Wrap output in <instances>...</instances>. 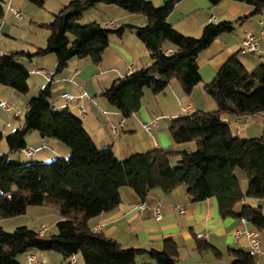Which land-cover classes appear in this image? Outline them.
I'll return each instance as SVG.
<instances>
[{"label":"trees","instance_id":"trees-1","mask_svg":"<svg viewBox=\"0 0 264 264\" xmlns=\"http://www.w3.org/2000/svg\"><path fill=\"white\" fill-rule=\"evenodd\" d=\"M44 7L45 0H29ZM218 4L222 0H210ZM264 10V0H234ZM116 5L146 18L143 25L122 24L109 28L98 22L80 24L84 11L98 4ZM175 0L156 6L149 0H72L55 14L45 47L0 54V84L19 93H28L30 71L20 61L55 53L57 65L52 76L67 67L73 58L91 57L100 63L111 34L126 29L137 33L148 48L152 64L131 71L113 81L102 94L123 116L130 117L142 106L145 88L163 92L173 79L190 94L202 83L198 56L220 36L232 32L237 21L210 22L198 37L176 29L168 16ZM0 0V17L4 16ZM172 45L167 53L165 43ZM242 52V51H241ZM235 52L220 68L215 79L204 84L216 105L211 111L195 110L172 118L170 133L176 144H195L194 149L157 148L119 159L111 146L99 147L88 133L82 118L70 110H55L51 85L30 98L25 119L7 136L10 153L26 150V136L32 131L43 138L60 141L70 148L67 157L45 162H13L9 153L0 156V220L25 214L30 205H51L59 214L56 231L40 234L28 226L7 231L0 223V264H20L17 257L32 249L62 254V264H73L81 254L85 264H179V245L166 239L163 249L125 247L118 240L93 230L90 220L115 209L122 187L133 189L142 200L154 188L172 192L185 187L193 201L215 198L222 218L237 216L264 229V207L235 206L246 197L264 200V136L244 138L232 131L225 115L248 116L264 111V62L249 71ZM2 132L0 131V141ZM248 189L242 188L241 179ZM205 251L214 248L199 242ZM214 250H216L214 248ZM234 264H256V256L233 249ZM219 254L218 251H216Z\"/></svg>","mask_w":264,"mask_h":264},{"label":"crops","instance_id":"crops-1","mask_svg":"<svg viewBox=\"0 0 264 264\" xmlns=\"http://www.w3.org/2000/svg\"><path fill=\"white\" fill-rule=\"evenodd\" d=\"M71 1L49 0V7H51L49 10L53 17L49 18V22H42V20H35L36 16L33 12L37 14V11L30 5L29 0H2L5 13L0 17V54L13 51L14 46L11 44L12 40L16 39L17 31L23 30L22 37L25 36V29L21 28V30L12 24L13 20L27 24L28 21L22 10L34 17H30L31 27H43L53 22L55 14ZM149 1L156 6H162L167 0ZM13 9L21 11L23 17L18 18ZM263 17L264 10L257 13L253 6L234 0H222L218 4H213L210 0H175L168 21L186 35L200 36L205 25L210 22L242 20L235 24L236 28L232 32L223 34L211 46L200 52L198 63L202 83L197 84L189 95L184 92L176 79H173L167 88L158 94L145 88L140 110L130 117L123 116L102 93L115 79L152 64L150 52L139 37L136 28L126 29L120 36L111 34L109 45L100 63H95L91 57L73 58L56 76H52L57 65L55 53L37 55L31 60H21L20 62L30 71V77L32 74L38 75L33 81L36 90L31 91L32 83L29 82L28 93H19L13 89L12 94L17 102L25 106L27 112L30 98L37 95L43 87L51 85L54 109L58 111L68 109L82 118L86 130L96 144L99 147L111 146L119 159L157 148L191 150L194 149L193 143H175L169 129L172 118L195 110L216 109L215 103L204 90V84L215 79L220 68L235 52L240 51L239 58L249 71H253L264 62V37H262L260 25ZM79 22L84 24L98 22L105 26H108L107 22H111L108 27L117 28L126 23L143 25L146 18L129 13L116 5L101 3L84 11ZM247 32H253L259 38L261 52L252 53L242 50V40ZM49 34L50 30H46L44 33L46 37L40 44L36 40L30 42L28 45L32 48L28 50L35 51L37 47H45ZM4 36L8 37L4 38ZM23 39L25 38H21ZM165 48L169 53L172 45L166 42ZM41 68L47 71L46 74L36 72ZM8 88L10 87L0 84V95ZM66 92L74 95L72 101L64 100L62 95ZM0 101L6 102L9 106V108L0 106L1 110L9 113L6 119L0 114V131L2 132L0 156L9 153L10 157L17 154L15 159L22 162L50 161L70 154V148L67 145L57 140L43 138L38 131H32L26 136V150H22L25 157L22 158L23 154L18 153L19 151L10 153L7 136L22 126L23 122L17 113L16 117L19 121H12L10 116L14 108L4 99ZM225 118L230 122L233 133L240 137L264 136V111L241 117L227 114ZM152 121L156 124L149 133L144 128V124ZM27 150L34 152L30 155ZM242 188L247 192V187L244 189L243 184ZM120 197L121 201L115 209L93 217L90 224L94 231L103 232L125 247L163 249L166 239H174L179 245V264H234L236 255L232 250L241 249L249 252L251 239L248 231L257 229L261 239L260 248L264 250V229L244 222L243 218L237 216L222 218L217 201L213 197L203 201H193L186 188L182 186L172 192L154 188L145 200H142L133 189L122 187ZM142 204H145L144 210L140 209ZM245 204L264 207V200L246 197L235 206L236 212H241ZM179 205L183 206V210ZM30 206L26 214L30 210H35L38 221L47 219L52 221L51 224H56L59 219L57 209L51 205H38L40 207L36 209H31ZM158 208L161 211L160 218H157L154 213ZM23 216L25 215L2 219L0 223L5 229L9 228L3 222L8 223L13 229L27 226L28 219H24ZM32 229L43 234L50 230V226L40 221V224ZM199 242L210 243L216 250L209 248L202 251L198 248ZM29 255H34L35 259H30ZM255 256L256 264H264V253ZM17 260L20 264H62L63 256L54 250L32 249L19 255ZM76 260L78 263V259ZM148 261L150 258L144 254L138 257L136 264Z\"/></svg>","mask_w":264,"mask_h":264},{"label":"rangeland","instance_id":"rangeland-1","mask_svg":"<svg viewBox=\"0 0 264 264\" xmlns=\"http://www.w3.org/2000/svg\"><path fill=\"white\" fill-rule=\"evenodd\" d=\"M54 1H56V0H54ZM30 5L32 7H34V9L37 11V14H36V12H33V14L36 16L35 20H42V22H49L48 21L49 18L53 17L52 12L50 11L51 7H49V0H45V6L44 7H40V6H37V5L32 4V3H30ZM22 12H23V15L26 17L25 18L26 21H28L27 24H21L18 20H13L12 24H14L16 27H19L20 29L21 28L25 29V33H24L25 36L22 37V33H23L22 29H21L22 31H17V33H16L17 35H15L16 39L12 40V44H11L12 46H14L13 49H12L13 51L14 50H25V48H26V50H28V48L31 49L32 47H30L28 44L30 42H32L33 40H36L39 44L42 43L44 41L45 37H46V36H44V33L46 32V30L49 31L48 28L45 27V26H43V27H39V26L31 27V24H30V20H31L30 17H32L31 14L26 12V11H24V10H22ZM32 18H34V17H32ZM42 24H44V23H42ZM80 24H84V23H80ZM5 37H8V36H4V38ZM21 38H25V39L21 40ZM37 76H36V74H32L30 79H29V82L32 83L31 84L32 85L31 86V91L36 90L35 87H34L33 81H34V79ZM12 93H14V90L12 88H8V90L6 92L5 91L2 92V94L0 95V99H4L5 101H7L14 108V110L11 112V116H10V119L12 121H17V122L19 121L18 117H16V113H17L18 114L17 116H19V117L21 116L20 119H21L22 122H24L25 113H26L25 106H22L19 102H17ZM7 113L8 112H6V111L4 112L0 108V114L5 119H6V116L9 115V113L8 114ZM192 147L195 148V144H193ZM174 149H176V148H174ZM176 150H178V149H176ZM18 153L23 154V151L21 150ZM24 155L25 154L22 155V158L25 157ZM15 157H17V154L14 155V156H10L9 160H11L13 162H20V161H17V159H15ZM22 162H45V161L32 160V161H22ZM241 183L243 184L244 189L246 187L248 189L247 180L242 178L241 179ZM37 207H40V206H38V205L30 206L31 209H33V208L36 209ZM34 211L30 210V211H28L27 214L26 213L22 214V215H25V216H23V217H25L24 219H28L27 226H29V227L30 226L37 227L40 224V221H41V222H44L47 226H50V230L47 232V235H50V234H52L53 232H55L57 230L56 229V224H51L52 221L50 222L47 219L38 221L39 219L36 218V214H35ZM5 219H7V218H5ZM3 224L5 226H7V228H9V229H5V230H7V231L15 230L12 227H10L8 223L3 222ZM76 259H78V263H73V264H85L84 259H83L81 254H77L76 255Z\"/></svg>","mask_w":264,"mask_h":264},{"label":"built area","instance_id":"built-area-1","mask_svg":"<svg viewBox=\"0 0 264 264\" xmlns=\"http://www.w3.org/2000/svg\"><path fill=\"white\" fill-rule=\"evenodd\" d=\"M14 14L18 17V18H22L23 15L21 13V11H18L16 9H13ZM106 25H111V22H107ZM260 25H261V33H262V37H264V17L260 20ZM0 36H1V32H0ZM242 50L243 51H247V52H252V53H259L261 52V45H260V40L259 38L253 33V32H247L242 40ZM170 53V51H169ZM37 73H41V74H46V70L45 69H37L36 70ZM62 97L64 98V100H66L67 102H70L73 100L74 95L66 92L62 95ZM0 106L4 107V108H9L8 104L4 101H0ZM156 124L155 121H152L150 123H145L144 124V128L151 133L152 132V127ZM33 150H27L28 154H33ZM181 207V209L183 210V206L179 205ZM140 209L144 210L145 209V204L140 205ZM155 215L157 218L161 217V211L160 209H156L154 211ZM244 222H248L247 219L243 218ZM45 231L47 230L46 228L44 229ZM248 235L251 239V246H250V250L249 253L252 255H256L259 253H264V250H262L260 248V242L261 239L259 237V232L257 229H253L248 231ZM30 259H35L34 255H29ZM76 258L74 257L72 260V263H76Z\"/></svg>","mask_w":264,"mask_h":264}]
</instances>
